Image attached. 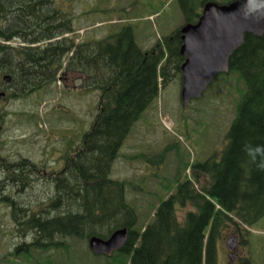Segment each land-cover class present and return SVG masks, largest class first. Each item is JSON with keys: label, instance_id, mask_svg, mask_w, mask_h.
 I'll list each match as a JSON object with an SVG mask.
<instances>
[{"label": "trees", "instance_id": "trees-1", "mask_svg": "<svg viewBox=\"0 0 264 264\" xmlns=\"http://www.w3.org/2000/svg\"><path fill=\"white\" fill-rule=\"evenodd\" d=\"M207 1H199V8ZM200 9L193 11L184 2L185 23H195ZM74 29L72 15L56 0H0V68L11 78L7 98L20 99L55 83L63 64V78L75 77L86 90L99 92L90 129L74 147L66 143L65 188L60 176L49 205H37L35 211L32 205H14L15 229L31 240L20 243L12 256L29 260L33 251L62 247L70 252L56 239L106 238L126 227L125 245L100 257L102 264H218L222 232L230 224L252 227L264 217V33L245 35L230 57L229 72L218 76L235 75L244 90L224 149L191 169L194 180L202 175L206 184L198 189L188 177L169 183L166 198L151 207V221L137 226L138 214L125 193L128 182L109 176L136 122L160 89L180 78L179 29L146 50L137 45L130 26L81 42L73 37ZM19 165L27 169L33 163L21 160ZM62 189L64 217L59 215ZM188 206L192 210L179 220L177 211ZM53 211L59 216L50 218ZM236 264L253 261L239 258Z\"/></svg>", "mask_w": 264, "mask_h": 264}, {"label": "rangeland", "instance_id": "rangeland-1", "mask_svg": "<svg viewBox=\"0 0 264 264\" xmlns=\"http://www.w3.org/2000/svg\"><path fill=\"white\" fill-rule=\"evenodd\" d=\"M56 1L73 17L76 42L102 38L130 26L137 45L148 49L185 24L184 2L194 11L200 9L201 0ZM180 89L179 77L160 89L157 99L136 122L112 164L109 177L128 182L125 193L138 214L137 226L151 221V207L166 198V185L186 177L194 180L191 169L224 149L226 132L235 118L244 84L235 75L217 78L201 98L192 100L187 107L180 104ZM98 100L99 92L86 90L80 79L60 76L51 86L25 98L5 101L0 110L5 119L0 132V157L9 164L23 159L35 165L49 164L45 158L50 152L47 149L52 144L60 146L61 137L70 148L82 140L94 120ZM45 139L50 140L49 145ZM194 181L199 189L206 184L207 177L199 175ZM29 194L32 200L21 197L18 204L26 207L31 205L28 203L48 198L47 194L38 196L35 189ZM189 210H192L190 206L179 209L178 219L182 220ZM249 230L252 231L239 235L237 225L230 224L222 232L218 264H234L245 257L253 264H264V217ZM235 235L240 243L228 261L225 244ZM30 240L31 237L23 238L15 229L9 205L0 204V264L103 263L88 250L86 240L73 238L56 239L70 246V252L49 250L39 254L33 251L29 260L22 255L12 256L20 243Z\"/></svg>", "mask_w": 264, "mask_h": 264}, {"label": "water", "instance_id": "water-1", "mask_svg": "<svg viewBox=\"0 0 264 264\" xmlns=\"http://www.w3.org/2000/svg\"><path fill=\"white\" fill-rule=\"evenodd\" d=\"M180 33V55L184 57L180 100L182 106H187L192 99L203 95L218 74L229 71L230 57L241 46L246 34L263 35L264 0L207 2L197 22L184 25ZM3 82L8 84L10 76L5 75ZM4 97L5 93L0 92V100ZM126 240L127 229L120 228L107 239L90 237L88 247L95 255L110 254L120 250ZM226 247L234 250L236 238H229Z\"/></svg>", "mask_w": 264, "mask_h": 264}, {"label": "flooded vegetation", "instance_id": "flooded-vegetation-1", "mask_svg": "<svg viewBox=\"0 0 264 264\" xmlns=\"http://www.w3.org/2000/svg\"><path fill=\"white\" fill-rule=\"evenodd\" d=\"M5 75L3 68H0V92L5 93V98L0 101V110L1 106L7 98L9 94L8 86L3 84V76ZM4 118L0 115V132L4 129ZM45 144L47 145L50 140L45 139ZM66 140L61 137L60 146L52 144L45 154V158L49 159V164L47 165H35L33 163L32 166L25 169L17 164L7 165L4 162V158L0 157V204L2 205H9L11 208V216L12 210H14V205L20 202V198H28L32 200L30 197L29 192L32 189H35L38 192V196L41 194H47L48 198L46 200H37L34 201L35 203H28L31 204L34 208L32 211L37 210L38 206H47L52 201V199H56V189L55 183L58 181V178L62 176V187L65 188V177H66V163L68 159V151ZM49 145V144H48ZM56 149V150H53ZM61 192V204L60 209V217L66 216L68 210L66 205L67 196L63 192ZM52 200V201H51ZM64 207V208H63ZM58 211H53L49 214L50 218L59 216ZM232 255L231 257H233ZM230 257V258H231ZM230 264V263H229Z\"/></svg>", "mask_w": 264, "mask_h": 264}, {"label": "bare ground", "instance_id": "bare-ground-1", "mask_svg": "<svg viewBox=\"0 0 264 264\" xmlns=\"http://www.w3.org/2000/svg\"><path fill=\"white\" fill-rule=\"evenodd\" d=\"M9 85H10V84H9ZM126 229H127V238H128V228H126ZM92 236H93V235H92ZM92 236H91V237H92ZM36 238H37V237H36ZM39 239H40V238H39ZM39 239H38V240H39ZM38 240H37V242H38ZM126 241H127V240H126ZM39 242H40V240H39ZM125 243H126V242H125ZM124 245H125V244H124ZM124 245H123V246H124ZM123 246H122V247H123ZM122 247H121V249H122ZM121 249H120V250H121Z\"/></svg>", "mask_w": 264, "mask_h": 264}]
</instances>
